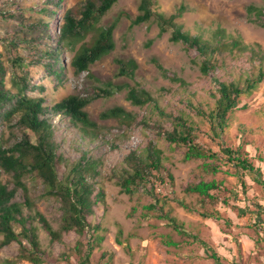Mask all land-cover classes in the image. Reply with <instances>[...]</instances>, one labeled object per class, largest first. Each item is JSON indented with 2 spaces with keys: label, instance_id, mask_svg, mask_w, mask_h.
<instances>
[{
  "label": "rangeland",
  "instance_id": "374dc122",
  "mask_svg": "<svg viewBox=\"0 0 264 264\" xmlns=\"http://www.w3.org/2000/svg\"><path fill=\"white\" fill-rule=\"evenodd\" d=\"M47 1L0 0V55L5 60L21 55L29 71L30 85L41 88L28 90L27 95L44 97L45 104L50 107L69 95L90 97L96 87H104L107 83L125 87L111 97L95 98L86 107L89 118L99 126L98 139L91 144L87 140L80 144L81 141L74 139L76 131L72 127L66 130L68 126L66 120L58 117L54 120V125L63 132L65 138L61 151L68 163L72 164L79 159L80 152L73 149L78 145L80 150L87 151L89 159L100 161L97 167L98 175L94 181H97L104 192V204H99V209L95 210L89 221L100 225L99 235L103 240L98 248L91 251L89 263L213 264L202 246L178 235L167 226L166 221L156 218L154 213L150 212L147 217H142V213L147 212L141 207L150 202V196L144 189L129 196L122 193L117 186L115 176L121 175L122 169L126 166L125 155L134 150L141 152L148 144H152L162 152V164L173 176L172 187L164 185L155 189L156 194H160L161 197H169L164 210H171V216L182 223L186 231L208 242L223 257L224 263L264 264V225L259 233L262 237L261 242L255 245L254 240L257 237L252 226L255 218L249 213L241 217L233 208L247 206L253 211V205L261 203V188L253 184L250 177L245 176L247 193L243 195L233 168L217 162L220 170L213 174L204 172L201 160L183 162L184 148L169 144L161 133V130L172 129L166 117L180 116L198 127L196 133L202 143L209 147L213 146L214 142L207 138L206 134L209 133V126L196 114V108L207 110L213 106L212 92L217 89L213 77H218L221 81L230 80V72L235 71L238 74L240 71H249L252 65L257 63L248 60L247 52L237 54L233 59L229 55L222 68L215 69L209 76H203L199 71L203 57L197 51L186 49L180 43H172L169 40L170 32L158 36V28L153 22L132 27L131 21L137 15L139 1L119 0L100 22L101 26H106L119 18L113 33L114 50L90 66L91 77H88L87 72L79 76L73 75L70 60L74 51L61 49L64 70L60 81L46 73L45 63L52 62L46 59L45 54L58 46V29L62 24L63 14L66 11L76 14L86 0H61L58 7L54 5L58 0H53L54 3ZM46 3L49 9L56 10L51 18L40 12ZM156 4L158 12L166 16L180 12L175 22L181 26L182 31L189 32L192 36L211 40L213 34L222 29L225 35L239 39L245 45H258L264 52V27L250 23L246 14V6L249 4L262 6L264 0H156ZM31 23L40 26L29 32L25 29L24 31L30 33L26 37L24 32H21L22 25L28 26ZM23 38L26 40H22ZM31 39L35 41L32 44ZM12 42L16 43L17 48L9 46ZM148 43L150 45L146 46ZM127 59H132L137 64V70L132 78L117 75L116 61ZM153 61H156L163 71L159 70ZM7 65L9 81L12 68L10 63ZM173 77L183 80L186 86L181 87L173 82L171 80ZM128 88L149 92L159 109L163 111V115L148 105L144 107L131 105L126 99ZM241 105H246V109L231 115L230 127L219 141L226 145H234L243 140L248 143L246 149L252 157L257 158L255 165L261 168L264 178V82L251 95L243 98ZM115 106L131 113L134 122L127 126L116 120L98 118L102 111ZM71 132L74 134H70ZM12 133L9 127L0 126V143L4 145L11 141ZM54 138L56 141L61 140L59 132L55 133ZM66 170V166L61 168L59 178H62V172ZM7 178L3 175L2 181ZM199 180L222 181L226 189L238 194L237 200L229 201L231 207L219 201L215 207L205 205V209L210 211L216 209L226 215L231 221L230 227L215 219H205L197 213L188 212L176 203L183 201L191 207H199L197 197L183 191L186 184ZM24 182L33 203L31 214L40 213L54 230L58 229L61 218L59 203L44 196V186L38 179L27 176ZM149 188L148 186L147 189ZM228 195L224 192L218 196L222 199ZM35 225L38 228L41 248L45 253L42 264L79 263L72 251L79 239L75 233L65 234L60 243L51 244L47 234L37 223ZM167 238L178 246L166 245ZM88 240L87 235L81 238L85 244ZM17 253V244L5 246L0 250V261L30 264L18 259ZM62 254L69 256L67 262L64 261Z\"/></svg>",
  "mask_w": 264,
  "mask_h": 264
},
{
  "label": "trees",
  "instance_id": "16d2710c",
  "mask_svg": "<svg viewBox=\"0 0 264 264\" xmlns=\"http://www.w3.org/2000/svg\"><path fill=\"white\" fill-rule=\"evenodd\" d=\"M119 0H86L82 8L73 14L66 11L62 17V24L58 29V46L46 52V59L52 63L46 62L45 71L49 75L62 79L63 63L60 56V50H72L74 54L70 60V67L73 75L79 76L87 72L90 76L89 68L95 62L110 54L115 43L113 39L114 30L118 24L119 18L106 26H101L102 18ZM137 15L131 21V26H139L153 22L158 28V36L170 32L169 40L172 43H180L186 49H193L203 57L199 64V71L203 76L213 74L215 69L222 68L225 65L226 57L231 55L232 59L237 54L248 53V60L252 65L249 71L230 72V80L221 81L218 77H213L217 84V89L212 92L213 106L207 110L201 107L196 108V114L202 118L209 126V138L214 145L209 147L202 143L194 126L190 121L180 116L169 115L166 117L171 123V131H162L164 139L177 147H183V162L202 161L204 172L217 173L220 167L216 164L233 168L234 176L237 177L242 194L246 195L247 185L245 176L250 177L253 184L262 190L261 203H255L253 211L249 207H233L237 210L239 216L244 217L247 213L252 214L255 222L252 225L256 233L255 245H259L260 229L264 225V178L260 167L255 165L257 158L252 157L247 151L249 146L244 140L234 145L221 143L219 138L230 127V118L236 111H243L246 105H241L242 99L251 95L261 83L264 82V52L258 45H245L239 39L225 35V31L219 29L212 36L211 40H205L200 36H192L189 32L182 31L181 26L177 25L175 19L181 14L166 16L158 12L156 0H138ZM48 3H54L48 0ZM14 3V2H13ZM44 4L40 12L46 17L51 18L56 10L49 9ZM54 3L55 6H59ZM246 14L250 23L264 27V5L249 4L246 6ZM40 25L30 24L22 25L21 32L29 36L30 30L38 28ZM47 27V26H45ZM27 29V32L24 31ZM15 40V39H13ZM22 40H26L23 38ZM87 40V41H86ZM35 42L30 40V44ZM78 48L75 50V47ZM148 43L146 46H149ZM17 48L16 43L9 45ZM44 57V56H43ZM47 60V61H48ZM39 62V61H38ZM41 62V61H40ZM12 71L10 79L7 81L9 67ZM157 68L161 71L162 67L156 62ZM118 76L132 78L137 70V64L132 59L117 60ZM28 69L21 55L13 59H3L0 55V126H6L11 129L12 140L4 145L0 143V250L12 243L18 245L17 258L30 264H42L45 253L41 248L38 238V228L42 229L49 237L50 243H60L65 234L75 233L79 239L75 242L73 252L77 256L78 264H90L89 258L91 251L100 246L103 237L99 235L100 225L89 221L93 217L95 210L99 209V204H104V192L99 187L94 178L98 175L97 167L100 161L89 159L85 150H80L79 145L74 150L80 152V157L74 163H68L61 151L64 145V135L54 125L55 118L66 120V130L73 128L76 131V138L83 143H93L98 139L99 126L92 121L86 107L95 98L111 97L116 92L123 90V86H114L111 83L104 87H96L93 95L82 97L79 95H69L52 106L45 104L44 97H30L28 90H41L30 85L28 79ZM173 82L181 87L186 83L180 78L173 77ZM126 99L131 105L136 107H148L159 109L155 99L149 92L143 89L128 88ZM98 118L100 120H116L127 126L134 122L131 113L125 111L122 107H112L102 111ZM144 125H146L144 123ZM59 132L60 141H56L55 133ZM74 134V133H70ZM78 136V137H77ZM210 136V137H209ZM10 138V139H11ZM77 141V142H78ZM114 146V145H112ZM215 147V148H213ZM125 168L121 175L115 176L116 184L120 191L126 195L133 196L139 190L144 189L150 196V202L142 206V217H147L150 212L155 217L166 221L169 226L178 235L191 243H197L207 254V258L213 264H227L217 251L198 235H192L185 230L184 225L171 216V210H164L168 196L161 197L156 194L155 189L161 186H173V176L170 170L162 164V152L154 145L148 144L144 150L137 152L130 151L124 157ZM262 162L261 160H259ZM66 166L67 170L62 172V178L58 174L61 168ZM8 178L3 182L2 176ZM34 177L44 186V196L55 199L59 203L61 211L60 224L58 229L54 230L49 222L40 213L31 214L33 203L28 194V188L24 179ZM150 187L147 189V187ZM185 194L195 195L199 202V207H191L183 201H177L178 206L188 212L197 213L205 219H215L223 222L226 227L231 226L230 219L217 211L205 209V205L215 207L218 201L227 206L230 200H237L238 194L226 189L222 181L191 182L183 188ZM227 192L229 195L219 199V194ZM87 235L89 240L85 244L81 241L83 236ZM264 238V237H263ZM120 244V241H117ZM165 244L177 247L178 244L167 238ZM64 261L67 262L69 256L62 254ZM0 264H13L10 261L3 260Z\"/></svg>",
  "mask_w": 264,
  "mask_h": 264
}]
</instances>
